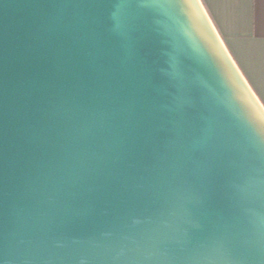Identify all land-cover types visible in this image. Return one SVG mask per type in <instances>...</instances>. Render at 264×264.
<instances>
[{"label": "water", "instance_id": "95a60500", "mask_svg": "<svg viewBox=\"0 0 264 264\" xmlns=\"http://www.w3.org/2000/svg\"><path fill=\"white\" fill-rule=\"evenodd\" d=\"M158 3L0 0L4 264H264V105Z\"/></svg>", "mask_w": 264, "mask_h": 264}, {"label": "crops", "instance_id": "0c3cea01", "mask_svg": "<svg viewBox=\"0 0 264 264\" xmlns=\"http://www.w3.org/2000/svg\"><path fill=\"white\" fill-rule=\"evenodd\" d=\"M229 52L264 105V0H201Z\"/></svg>", "mask_w": 264, "mask_h": 264}, {"label": "snow or ice", "instance_id": "6c2138e0", "mask_svg": "<svg viewBox=\"0 0 264 264\" xmlns=\"http://www.w3.org/2000/svg\"><path fill=\"white\" fill-rule=\"evenodd\" d=\"M133 4H142L144 7H159L158 0H131ZM261 35L264 36V26L261 28ZM0 264H4L2 258H0Z\"/></svg>", "mask_w": 264, "mask_h": 264}]
</instances>
